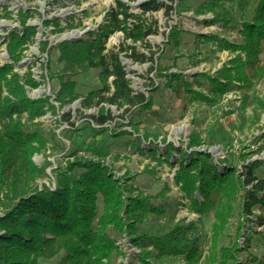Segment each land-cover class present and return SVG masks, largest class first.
I'll return each instance as SVG.
<instances>
[{
	"label": "rangeland",
	"instance_id": "374dc122",
	"mask_svg": "<svg viewBox=\"0 0 264 264\" xmlns=\"http://www.w3.org/2000/svg\"><path fill=\"white\" fill-rule=\"evenodd\" d=\"M143 1L125 0L134 14L140 13L139 4ZM203 1L175 0L172 4L174 9L168 16L162 9L143 15L147 23L154 24L155 32L146 38V43L134 45L138 51L148 55L153 52L152 63H136L123 55L120 58L130 87L149 96L152 106L142 111L136 105L118 107L104 104L112 120L103 125L96 124L89 117L96 115L102 105L82 108L79 99L64 105L55 100L61 77L75 81L74 89L80 96L104 83L93 69L61 73L56 46L61 41L76 40L86 31L95 29L102 22L104 13L114 5V0H0V22L3 24L0 43L10 32L22 33L23 21L34 30L22 52V59L13 68L20 75L29 70L38 83L33 89L26 87L27 97H48V103L53 106L45 107L44 114L32 121L27 120L25 114L21 118L30 130H36L45 140L44 147L32 156L33 163L44 169V176L36 180L38 186L45 184L54 188L55 172L64 170L73 160L101 162L122 186L127 187L128 190H123L124 199L149 196L155 208L164 210L162 216L147 214L137 226L139 233L160 235L169 228L191 224L193 229L188 230L186 239H198L202 255L207 257L211 254L216 219L212 211L200 216L189 208V200L181 191V184L175 182L178 154L183 150L189 153L193 149L207 152L219 171L231 166L244 178L245 169L250 166L256 175L264 177V108L261 107L264 104V76L254 80L250 88H239L238 83L233 82V87L214 103L195 100L185 90L183 83L187 82L190 89L204 93L196 86L194 75H213L232 57L228 49L202 36L216 35L229 42L241 40L239 29L224 28L221 21L210 24L211 13L195 12ZM226 6L239 14L235 4L227 3ZM3 7L7 8L9 17L3 14ZM171 28L179 31L176 44L168 40ZM72 32H75L74 36L63 37ZM123 42L124 45H132L130 40L123 39L122 32L110 35L105 43L106 51H116ZM259 59V64L264 67V43ZM9 62L6 44L2 43L0 65ZM171 75H179V78L170 81ZM193 133L201 143L187 148ZM169 144L174 148L168 149ZM249 187L247 184L246 188ZM197 196L200 197L199 194ZM238 201L239 198L233 203V214L219 234L217 246L227 245L229 239L234 240L240 249L238 263L264 264V227L244 221L243 213L239 214ZM97 206L98 214H101L100 200ZM2 211L1 208L0 214ZM252 211L258 214L261 209ZM106 234L114 239L117 248L109 264L185 263L181 256L161 257L159 261L142 260L143 249L125 229L119 233L109 227ZM150 249L151 246L148 247ZM41 264H59V257L42 260ZM214 264L218 263L215 261Z\"/></svg>",
	"mask_w": 264,
	"mask_h": 264
},
{
	"label": "trees",
	"instance_id": "16d2710c",
	"mask_svg": "<svg viewBox=\"0 0 264 264\" xmlns=\"http://www.w3.org/2000/svg\"><path fill=\"white\" fill-rule=\"evenodd\" d=\"M174 2L144 0L139 4L140 13L134 14L126 2L114 0V5L104 13L102 22L95 29L86 31L76 40L57 44L61 73L93 69L104 83L80 96L75 92V81L61 77L55 100L64 105L79 99L82 108L108 104L136 105L142 111L148 110L152 100L130 87L120 57L123 55L136 63H152L153 52L148 55L134 45L146 43V38L155 32L154 24L147 23L143 15L162 9L168 16L174 9ZM227 3L235 4L239 14L227 7ZM1 10L9 17L6 7ZM195 12L211 13L210 24L221 21L224 28L239 29L241 40L229 42L216 35L202 36L228 49L232 57L213 75H194L196 86L204 93L183 83L193 99L214 103L233 87V82H237L239 88H250L254 80L264 76V67L259 64L264 43V0H204ZM22 26V33L10 32L0 43L6 44L10 58L9 63L0 65V209H3L0 214V264H41L42 260L53 257H59V264H109L117 251L114 239L106 234L109 227L119 233L125 229L143 249L142 260L159 261L161 257L181 256L184 264H214L215 261L240 264V249L234 240L229 239L223 246H217V240L233 214L232 206L238 198L239 214L243 213L244 221L264 227V177L256 175L253 167L245 169L246 176L241 178L242 173L237 174L231 166L219 171L207 152L195 149L189 153L186 150L179 152L175 182L181 184L189 208L200 216L212 211L216 219L211 254L207 257L202 255L198 239H186L188 230L193 229L191 224L169 228L160 235L139 233L137 226L147 214L162 216L164 210L155 208L149 196L124 199L122 194L127 187L122 186L101 162L73 160L64 170L55 172L54 188L45 184L38 186L36 180L44 176V169L33 163L32 156L44 147L45 140L36 130H30L21 118L25 114L26 119L32 121L44 114L45 107L53 106L48 103V97H27L26 87L33 89L38 85L29 70L22 75L14 71L13 65L22 59V52L34 34L33 28L26 26L24 21ZM116 32H122L123 39L130 40L132 45L123 42L116 51H106L107 39ZM178 32L177 28H171L168 40L176 44ZM146 46L149 50L150 45L147 43ZM178 78L179 75H171L170 81ZM103 107L98 108L96 115H89L98 125L112 120L110 112ZM261 107L263 109L264 104ZM102 130L106 131L105 128ZM200 143L193 133L187 148ZM167 148L174 147L169 144ZM247 184H250L249 188H246ZM99 200L101 214H98ZM254 208H260V213L253 214ZM237 229L238 226L236 234L239 233Z\"/></svg>",
	"mask_w": 264,
	"mask_h": 264
},
{
	"label": "bare ground",
	"instance_id": "6f19581e",
	"mask_svg": "<svg viewBox=\"0 0 264 264\" xmlns=\"http://www.w3.org/2000/svg\"><path fill=\"white\" fill-rule=\"evenodd\" d=\"M3 24H2V22H0V27L2 26ZM74 34H75V32H72V33H70V34H66V35H63V37L65 38H67V37H72V36H74ZM113 40V39H112ZM110 42H112V41H110ZM39 91H41V90H39Z\"/></svg>",
	"mask_w": 264,
	"mask_h": 264
},
{
	"label": "water",
	"instance_id": "95a60500",
	"mask_svg": "<svg viewBox=\"0 0 264 264\" xmlns=\"http://www.w3.org/2000/svg\"><path fill=\"white\" fill-rule=\"evenodd\" d=\"M123 2H125V0H122Z\"/></svg>",
	"mask_w": 264,
	"mask_h": 264
},
{
	"label": "built area",
	"instance_id": "2783aa9c",
	"mask_svg": "<svg viewBox=\"0 0 264 264\" xmlns=\"http://www.w3.org/2000/svg\"><path fill=\"white\" fill-rule=\"evenodd\" d=\"M108 127V126H107Z\"/></svg>",
	"mask_w": 264,
	"mask_h": 264
}]
</instances>
